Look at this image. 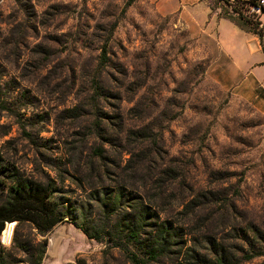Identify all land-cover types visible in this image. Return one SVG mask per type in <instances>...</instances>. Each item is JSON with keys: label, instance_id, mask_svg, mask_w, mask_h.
I'll list each match as a JSON object with an SVG mask.
<instances>
[{"label": "rangeland", "instance_id": "obj_1", "mask_svg": "<svg viewBox=\"0 0 264 264\" xmlns=\"http://www.w3.org/2000/svg\"><path fill=\"white\" fill-rule=\"evenodd\" d=\"M160 1L0 0V195L9 166L77 209L44 236L41 264H132L82 229L106 226L96 188L115 185L128 202L112 220L145 206L176 228L149 264H204L212 240L226 264H264L245 259L264 252V34L237 29L223 0H208L223 19L211 38L193 34ZM229 2L264 31V13ZM13 234L3 246L22 264Z\"/></svg>", "mask_w": 264, "mask_h": 264}, {"label": "trees", "instance_id": "obj_2", "mask_svg": "<svg viewBox=\"0 0 264 264\" xmlns=\"http://www.w3.org/2000/svg\"><path fill=\"white\" fill-rule=\"evenodd\" d=\"M134 0H128L127 4ZM251 6L260 7L264 13V8L260 6L257 0H238ZM229 10L223 11L226 18L232 21L239 28L256 34L259 38L263 37L264 31L262 26H259L256 20H253L252 15L243 10V5L230 3L229 0H223ZM249 8H245L247 11ZM264 51V46H262ZM104 53L101 56L104 59ZM104 61V60H103ZM91 164L98 159H104L103 148L96 146L93 148ZM94 159V162H93ZM96 170L98 165L93 167ZM2 175L8 174V181L1 182L0 195V234L6 222H15L13 234V248L23 252L26 255L25 260L18 262L24 264H41L45 252L47 240L44 238L55 226L65 221L66 218L76 221V214L72 213L74 208L72 205L65 204L64 201L54 194V183L36 179L33 176H27L15 171L6 166L2 169ZM3 176V177H4ZM98 191L97 198L101 208L106 210L108 222L101 230L87 229L83 224L82 229L89 238L97 241L106 240L107 248L103 253L108 252L111 247L119 248L132 264H149L150 261H157L158 257L165 255L175 243L176 237L173 224L167 221L159 222L157 212H152L148 215V209L145 208L138 215L130 212V209L122 208L123 214L115 220H112V215L124 205L128 200H124L123 186L115 185L114 187L102 186L96 188ZM109 190V192H107ZM77 210V209H76ZM149 219H151L149 221ZM110 221V224H108ZM28 225L34 228L38 235L43 236L41 239H30L20 227ZM109 225V226H108ZM148 227L146 230L145 227ZM142 233L147 236L142 238ZM125 238L126 242L119 239ZM212 244L216 246L209 255L197 254V258L204 264H226L227 259L223 254V247L220 243L212 240ZM134 247V249L132 248ZM10 250L0 244V264H14ZM256 255H264L263 251H258L250 254L245 259H250ZM77 264H85L83 259H77Z\"/></svg>", "mask_w": 264, "mask_h": 264}, {"label": "crops", "instance_id": "obj_3", "mask_svg": "<svg viewBox=\"0 0 264 264\" xmlns=\"http://www.w3.org/2000/svg\"><path fill=\"white\" fill-rule=\"evenodd\" d=\"M160 2L162 4L163 10L167 12H176L178 14V17L183 20L186 27L193 34L206 33L205 27L209 22H215L216 26L218 27V25L223 21V19L217 16L219 8L213 9L208 0H161ZM187 6L193 7V9L188 11V9L186 8ZM235 27L237 29H241L237 25H235ZM252 34L254 35V37H256L254 33ZM207 35H209V37L211 38V34ZM254 82L259 86L258 82L255 79ZM259 87L261 88V91L264 95V90L261 86Z\"/></svg>", "mask_w": 264, "mask_h": 264}, {"label": "built area", "instance_id": "obj_4", "mask_svg": "<svg viewBox=\"0 0 264 264\" xmlns=\"http://www.w3.org/2000/svg\"><path fill=\"white\" fill-rule=\"evenodd\" d=\"M258 3L260 4V6H261L262 8H264V0H260V2L258 1ZM256 9H258V10L261 11V8H260V7H256ZM9 223H12V222H6V223H5V226H4L3 230H2V232H1V234H0V244H1V245H9L10 242H11V236H12V233H13L14 223H15V222L12 224V226H11L10 228H9ZM6 228L8 229V237H6V239H4V237H3V231H4Z\"/></svg>", "mask_w": 264, "mask_h": 264}, {"label": "bare ground", "instance_id": "obj_5", "mask_svg": "<svg viewBox=\"0 0 264 264\" xmlns=\"http://www.w3.org/2000/svg\"><path fill=\"white\" fill-rule=\"evenodd\" d=\"M13 223L14 222L9 223V228L12 226ZM3 237H4V239H6V237H8V229L7 228L3 231Z\"/></svg>", "mask_w": 264, "mask_h": 264}]
</instances>
